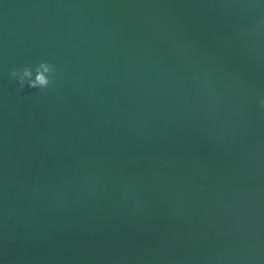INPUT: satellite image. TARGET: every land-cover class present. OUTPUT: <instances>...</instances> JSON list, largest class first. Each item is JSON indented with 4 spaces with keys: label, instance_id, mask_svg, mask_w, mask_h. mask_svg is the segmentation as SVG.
I'll list each match as a JSON object with an SVG mask.
<instances>
[{
    "label": "water",
    "instance_id": "obj_1",
    "mask_svg": "<svg viewBox=\"0 0 264 264\" xmlns=\"http://www.w3.org/2000/svg\"><path fill=\"white\" fill-rule=\"evenodd\" d=\"M261 16L264 0H0V264H264ZM41 60L54 82L21 89L11 69Z\"/></svg>",
    "mask_w": 264,
    "mask_h": 264
},
{
    "label": "clouds",
    "instance_id": "obj_2",
    "mask_svg": "<svg viewBox=\"0 0 264 264\" xmlns=\"http://www.w3.org/2000/svg\"><path fill=\"white\" fill-rule=\"evenodd\" d=\"M253 3H248L244 6L245 11L255 9ZM264 30V16L257 19L248 31L259 33ZM179 52L180 49H177ZM56 73L55 66L48 60H41L36 64H28L19 68H13L10 71V76L14 78L21 89L27 86L30 89L47 90L54 82ZM196 90L208 100L209 108L215 110L216 106L223 100V96L217 91L210 75L206 72L196 71L192 77ZM257 104L261 109H264V95L257 97Z\"/></svg>",
    "mask_w": 264,
    "mask_h": 264
}]
</instances>
